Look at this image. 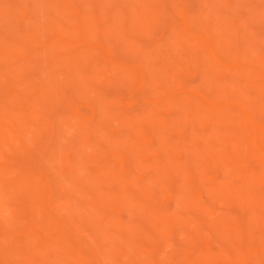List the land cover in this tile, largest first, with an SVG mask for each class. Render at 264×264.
<instances>
[{"label":"rangeland","instance_id":"374dc122","mask_svg":"<svg viewBox=\"0 0 264 264\" xmlns=\"http://www.w3.org/2000/svg\"><path fill=\"white\" fill-rule=\"evenodd\" d=\"M0 264H264V0H0Z\"/></svg>","mask_w":264,"mask_h":264}]
</instances>
